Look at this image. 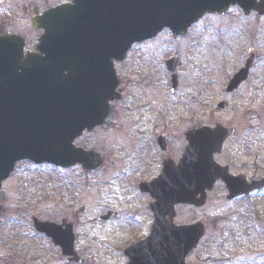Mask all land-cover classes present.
<instances>
[{
	"label": "rangeland",
	"instance_id": "rangeland-1",
	"mask_svg": "<svg viewBox=\"0 0 264 264\" xmlns=\"http://www.w3.org/2000/svg\"><path fill=\"white\" fill-rule=\"evenodd\" d=\"M16 1L20 0H0V21L5 18L7 23H0V26L15 30L23 27L22 33L32 45L36 36L31 24L33 14L47 3L61 0H22L24 19L21 21L17 20L21 17ZM12 22L19 25L11 26ZM165 34L160 35L158 41L136 46L132 59L137 61V66L134 64L123 73L125 100L118 105L108 125H102L78 141V145L86 149L100 153L105 150L107 163L102 168L86 171L80 165L61 168L29 161L18 163L1 193L9 217L0 222V261L12 255L20 261H59L56 250L43 240L30 239L29 226L22 225L21 215L28 213L26 216L30 217L32 209L40 218L51 220L69 215L78 204L85 205L87 210L81 218L82 224L88 221V241L97 247L96 239L100 235L99 229L94 228L95 218L109 208L121 207L129 211L140 204V199L130 193L131 185H136L138 180L131 175L130 153L126 151L129 142L124 137L133 120L137 123L142 118L148 121L163 117L168 119V124L181 122L189 126L194 119L195 123L204 124L212 118H244L253 126L263 127L264 132V15L255 12L245 15L240 7L232 6L223 14L202 19L183 39L172 41ZM197 39L198 43L195 42ZM250 53L255 54L256 59L251 80L241 92L229 97L225 91V76L239 70ZM172 55L182 59L178 69L180 85L176 92L171 91V74L163 67L165 56L170 58ZM151 60L155 67L150 71V66L146 65ZM192 96L198 97V101L192 100ZM224 100L232 103V109L217 111L216 105ZM224 196L220 188L205 208L200 211L186 208L182 216L185 220H208L217 216L219 229H226L228 225L232 230L244 229L242 219H229L233 212ZM236 209L242 212L245 206L241 203ZM211 232L207 234L209 241ZM127 235L129 233L122 234L123 239ZM92 244L90 259L100 262L98 249ZM204 246L199 258L201 264H218L209 260L218 254L213 249L209 252L210 244ZM192 263L200 264L195 257Z\"/></svg>",
	"mask_w": 264,
	"mask_h": 264
},
{
	"label": "water",
	"instance_id": "water-1",
	"mask_svg": "<svg viewBox=\"0 0 264 264\" xmlns=\"http://www.w3.org/2000/svg\"><path fill=\"white\" fill-rule=\"evenodd\" d=\"M236 4L245 13L255 10L264 14V0H73L72 4L60 5L34 19L35 27L43 23L45 28L40 47L44 45L42 50L48 54L47 58L27 56L23 60V42L15 36L0 37V185L16 162L23 159L62 167L81 163L87 169L97 168L101 162L99 154L74 147L73 140L86 127L91 130L101 124L110 111V101L121 97L116 92L118 80L113 58H123L134 42L153 37L165 27L181 34L206 12H224ZM72 48H79L83 61L95 65L100 62L104 71L100 74L97 66L94 72L86 68L74 79L79 80V85H75L79 90L94 91L100 96L88 108L79 109L78 118L73 114L77 109L71 111V83L65 74ZM252 60L253 56L236 75L235 84L246 78ZM45 63H50V70L42 67ZM233 82L229 90L234 88ZM226 107L223 102L218 109ZM227 133L228 129L222 125L189 132L190 145L185 158L192 159L196 151L201 154L196 168L190 161L191 168L184 174L194 175L196 185L186 177L176 178V185H161L162 179L157 180L159 203L154 206L158 207L162 194L170 205L183 202L203 206L206 192L212 189L216 179L226 180L223 169L215 164L214 154L222 150ZM198 142L203 145L201 150L195 147ZM167 173L165 170L161 177ZM162 213V209L156 210L158 220ZM37 228L64 245L66 255L71 254L73 243L69 231L60 233L65 240L60 242L53 226L41 223ZM203 233V224L173 229L168 236L176 241L167 250L151 249L152 244L134 246L130 249V264H185L186 254ZM158 234L161 235V230ZM165 256L168 260L162 258Z\"/></svg>",
	"mask_w": 264,
	"mask_h": 264
},
{
	"label": "flooded vegetation",
	"instance_id": "flooded-vegetation-1",
	"mask_svg": "<svg viewBox=\"0 0 264 264\" xmlns=\"http://www.w3.org/2000/svg\"><path fill=\"white\" fill-rule=\"evenodd\" d=\"M70 0H63L67 2ZM17 11L21 18H17L20 21L24 13V1H16ZM57 5L55 2H49L42 8H38L33 14H42L51 7ZM33 17V16H32ZM8 19V18H7ZM32 21V18H31ZM0 23L7 25L6 19H2ZM19 25V23H13L11 26ZM0 35L1 34H20L26 40V49L35 51V56H43V54L36 51V47L39 45L40 37L43 34V29L34 30L36 33L33 44L31 45L27 36L23 32V27L20 30L2 28L0 26ZM166 34L172 38V41L183 39L187 36H177L170 33L168 30H165ZM163 31V32H165ZM159 34L156 38L147 40L143 43H153L160 39ZM174 38V39H173ZM140 44H135L130 52L126 54L123 60L115 61V68L119 75V89L122 91V99L119 101L112 102V111L110 116L106 119L103 126L108 125V122L112 119V116L115 115L118 105L126 98L125 90V78L123 73L126 70H129L132 65L137 66V61L132 59L133 52L136 51V46ZM163 59V67L166 70V73H170L168 69V59L169 57L165 56ZM171 57H176L172 55ZM80 56L77 54L72 55V58L68 64L69 69L66 71L67 74H76L82 75L83 73V62L79 61ZM256 60V59H255ZM150 63V62H149ZM150 71L153 67V60H151ZM255 65V61H254ZM99 66V65H98ZM97 66V68H98ZM144 69L143 65H140ZM95 67V66H94ZM88 72V71H87ZM132 72V71H129ZM238 70H234L231 74L226 76L225 85L227 86L231 79ZM253 68L250 70L248 77L243 80L239 86L233 91L226 92L229 97L235 95L237 92H241L243 87L251 80V74ZM172 76V73H170ZM126 76V75H125ZM180 76L178 75L179 85H180ZM179 87V86H178ZM171 91H173L171 87ZM177 91V90H176ZM173 91V92H176ZM198 98V97H197ZM198 101V99L196 100ZM229 107L225 111L232 109V103L228 102ZM142 117V115H141ZM209 123H200L196 122L195 119L189 126L179 122L177 124H168V119L160 117L153 120L144 118L140 119L137 123H134L135 120L130 124L129 133L124 137H127L128 148L127 152L130 153L129 157V166L131 175L137 177L136 185H131L130 193L135 195L136 198L140 199V204L130 208L129 211H125L120 208H109L104 213L98 215L95 218L94 228L99 229V235L97 236L95 247L92 242L91 244L98 249L100 262H93L90 259L91 244L88 241V221L82 224V216L86 214L83 207L85 205L78 204L72 208V212L63 216L59 219H51L50 221L57 226H60L62 230L68 229L72 231L74 236L75 249L78 255L82 258L80 261H68V258L62 255L60 246L56 245L54 241L46 236L44 233L37 232L34 229V218L37 217L35 212L32 209L30 211V217L26 216L28 213L21 215L23 220L22 225L27 224L30 228L29 236L34 239L43 240L47 243L53 250H56L59 261L57 262H44L39 263L37 261H20L16 255L8 257L7 260L0 261V264H129L131 260V254L127 251L128 248L138 244H152L155 248L162 247L166 250L170 245L175 243V239L168 236V233L173 229H177L184 226H192L194 224L205 225V232L202 238L198 243L186 254L185 264H193V257L196 258V261L201 264L200 253L201 247L204 244H210L209 252L214 251L215 254L209 260H212L214 263L218 264H264V132L263 127L253 126L249 124L248 119L244 118H228V119H216L212 118ZM132 120V119H131ZM217 124H223L228 126L233 130L232 134L228 135L227 139L224 141L223 150L215 155V161L218 166L223 168V171L226 176V180L223 177L218 178L214 182V187L208 192V203H210L213 198L214 193L218 189H222L224 197L227 203L230 204L231 213L229 219L236 217L242 219L244 223V229L242 230H232L228 226L226 229H219V220L214 216L210 219L198 218L195 220H188L184 218L183 210L186 208H192L197 211L205 207H196L191 204H184L175 202L170 205L167 196L162 194L160 204L154 206L158 202L156 194H159V185L156 184V180L162 175L166 166L170 168H178L181 164V161L184 158L185 150L188 146L187 132L191 130H198L204 126H209L214 128ZM100 126L99 128L103 127ZM257 131V133H254ZM87 132L76 140L82 139ZM81 146V145H78ZM105 150H102V166L103 167L107 160L104 157ZM198 157V156H196ZM200 160L193 164L199 163ZM110 165H112L110 163ZM195 168V166H194ZM175 177L171 176L168 179L173 180ZM191 177H189V181ZM193 181L195 182V176L193 175ZM144 183H153L152 185H142ZM153 189V191H152ZM155 193V194H154ZM0 203L2 209L0 211V222L2 218L9 217L7 214V208L4 200L1 198L0 194ZM159 203V202H158ZM243 203L245 210L239 212L238 204ZM233 205V207H232ZM161 206V207H159ZM162 209L164 213L160 216V220L157 218L156 210ZM235 209V211H234ZM87 210V209H86ZM171 210V213H169ZM236 213V214H235ZM235 214V215H234ZM28 218V220L26 219ZM47 220V219H44ZM229 222V221H228ZM215 228V229H214ZM158 230L157 235L155 232ZM161 230V235L158 234ZM212 231L211 240H208L207 235L209 231ZM123 232V233H122ZM125 239L122 234H126ZM248 244V246L243 244ZM212 244V245H211ZM208 246V245H207ZM214 246V247H212ZM206 247V246H204ZM151 249H155L149 247ZM197 255V256H196ZM164 260H168V256L162 257ZM33 259V258H32ZM102 260V261H101Z\"/></svg>",
	"mask_w": 264,
	"mask_h": 264
}]
</instances>
